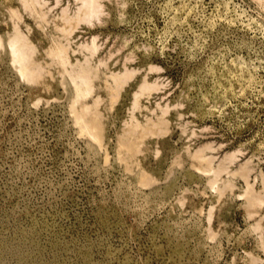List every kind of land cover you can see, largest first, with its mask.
Wrapping results in <instances>:
<instances>
[{
    "label": "rangeland",
    "instance_id": "1",
    "mask_svg": "<svg viewBox=\"0 0 264 264\" xmlns=\"http://www.w3.org/2000/svg\"><path fill=\"white\" fill-rule=\"evenodd\" d=\"M20 1L0 0V264H264V0H98L90 23L84 0Z\"/></svg>",
    "mask_w": 264,
    "mask_h": 264
},
{
    "label": "bare ground",
    "instance_id": "2",
    "mask_svg": "<svg viewBox=\"0 0 264 264\" xmlns=\"http://www.w3.org/2000/svg\"><path fill=\"white\" fill-rule=\"evenodd\" d=\"M38 1V0H37ZM97 1L98 0H84V2H83V6H85V9H87L86 11V14L85 15H83L84 17H87V18H85V20L87 21V19H88V21L86 22V23H90L91 21H90V19H92L93 17H96V19H97V17L99 16L98 14H99V12H100V10L98 9L99 7L97 6ZM20 2H23L24 3V5L25 6H30V4L32 5V4H34V0H31V2H27V1H24V0H22V1H20ZM40 6V5H39ZM32 7V6H31ZM40 9V8H39ZM83 9V8H82ZM65 10V9H64ZM63 10V11H64ZM80 10H81V8H80ZM80 10H78V11H80ZM36 12V11H35ZM43 12V11H42ZM13 13V12H12ZM41 13V12H40ZM39 13V14H40ZM65 13V11L63 12V14ZM38 15V14H37ZM66 15V14H65ZM65 15H63L64 16V19L62 20V22L65 20L66 21V23H69V22H72L73 21V19H72V21H70L71 19H69V18H65ZM79 15V12H78V14H77V16ZM80 15H81V11H80ZM45 16V15H44ZM68 16V15H67ZM76 16V17H77ZM70 17V16H69ZM75 17V16H74ZM63 18V17H62ZM71 18V17H70ZM78 18V17H77ZM77 18H75L76 19V21L78 22V20H79V22H81V20H84V19H82L81 18V20L80 19H77ZM46 22V21H45ZM79 22H78V24H79ZM83 22V21H82ZM74 23V22H73ZM14 25V24H13ZM66 25V24H65ZM68 25H70V24H68ZM72 25V24H71ZM70 25V26H71ZM16 26V25H15ZM14 26V27H15ZM63 26V25H62ZM69 26V27H70ZM76 26V25H75ZM78 26V25H77ZM64 27V26H63ZM66 28V27H65ZM65 28H62L63 29V31H67V34H65L64 33V35H67L68 36V33L71 31H69L68 32V28L67 29H65ZM60 29V27L58 28V30ZM76 29V28H75ZM18 30V28L16 29V32H14L15 33V35L14 36H12L11 37V40H9V42H7V44L9 43V49H10V52H11V55H12V57H13V59H11V60H13L12 62L14 63V66H15V64L17 65V71H19V72H17V73H20L21 75V77L22 78H26L27 79V81L29 82V80H30V82L31 81H33V82H35V78H36V80L37 79H39V77H40V75H42L41 74V72H42V69H41V67H39V66H41V65H38V63H36L35 61H34V48H33V45L31 46V44L28 42V40L19 32V31H17ZM74 30V29H73ZM73 30H72V32H73ZM61 31V30H60ZM63 31H61V33L63 32ZM59 32V31H58ZM13 33V34H14ZM71 33V32H70ZM67 38V37H66ZM63 39H65V38H63ZM95 40V39H94ZM93 40V41H94ZM92 41V42H93ZM93 43H95V42H93ZM57 44V46H56V48L55 49H53V50H50L51 51V53L49 52V54H50V56L52 55L53 57L52 58H55L56 59V61H57V63H59V65H62V67L64 68V67H66V65L67 64H69V56H68V49L66 48V46L64 45V44H61V42H57L56 43ZM0 46L2 47V41H1V39H0ZM92 47V51H91V48H89L88 46H87V48H89V50L91 51V52H95V54H96V51L97 50H95L96 48H95V46L94 45H92L91 46ZM97 47V46H96ZM93 53H91L92 55H93ZM92 55H90V56H92ZM49 56V55H48ZM47 57V56H46ZM86 58V57H85ZM52 60V59H51ZM54 60V59H53ZM53 62V61H52ZM41 64V63H40ZM89 64L88 63H86L84 66H81L80 65V68H79V70L78 71H74V73L73 72H68V74H70V76H71V79H72V84L74 85V89L76 90L75 92H76V95H74L75 97H76V101H75V99L73 98V103L75 104H73V109L71 108V111H74L75 112V109H76V103H78V101H80V99H81V101H82V98H86V97H88L90 94H92L93 92V85H92V81L94 80L93 78L95 77V75H97V72L96 73H94V71L93 70H95V69H92V68H90V66H88ZM66 70V69H65ZM67 71V70H66ZM69 71H71V70H69ZM64 74V73H63ZM112 74V73H111ZM110 74V75H111ZM44 75V74H43ZM126 75H127V73L126 74H112V76H110L109 78H110V80L109 81H111V79H112V81H113V85L111 86V89L113 90L112 91V93L114 92V96H116L119 92H120V90H122V88H123V86H124V84L127 82V78H126ZM38 77V78H37ZM96 78V77H95ZM146 83V82H145ZM143 84L142 85V89H144V88H148V84L146 83V84ZM107 86H109V84L107 83V85H106V87ZM151 86V85H150ZM154 86H156V85H154ZM146 88V89H147ZM74 89H73V92H74ZM108 89V88H107ZM111 89H110V91H111ZM142 89H141V91H142ZM149 89V88H148ZM151 89V88H150ZM147 91V90H146ZM145 91V92H146ZM144 92V91H143ZM116 94V95H115ZM141 94H142V92H141ZM111 95V97H112V95L113 94H110ZM119 95V94H118ZM117 95V96H118ZM135 96H137V94L135 95ZM113 98H115V97H113ZM96 99V98H95ZM97 99H99V98H97ZM135 100V99H134ZM75 101V102H74ZM93 102V101H92ZM99 102V101H98ZM136 102V101H135ZM97 103V102H96ZM94 104V103H92V104H94V105H97V104H99V103H97V104ZM112 103H114V101L112 102ZM37 104V103H36ZM79 104V103H78ZM83 105V104H82ZM92 106V105H91ZM81 107V106H80ZM97 107H98V105H97ZM83 109V112L81 111V113H76L75 115L73 114V112H72V114H73V116H76V117H74L75 119H74V121L78 124V125H76V126H81L80 128L82 129V131H84L83 133H87V135H88V137L89 136H91V137H89V139L90 140H93L94 142H95V140H96V142H97V146L98 145H100V142L102 141V140H100V138L98 137V134L95 132V130L97 129V126H98V123H96V121H97V119H98V116H96V117H91V119H87L86 120V118L89 116L88 115V113H89V111H90V106L89 107H87V106H84L83 105V107H82ZM92 108V107H91ZM94 108H96V107H94ZM81 109V108H80ZM78 111V110H77ZM98 113V112H97ZM96 113V114H97ZM93 114V113H92ZM101 115V114H100ZM85 116H87L86 118H85ZM101 118V117H100ZM99 121V120H98ZM97 124V125H96ZM75 125V124H74ZM138 126V125H137ZM78 127V128H79ZM79 128V129H80ZM82 133V132H81ZM134 133V132H133ZM83 135V134H82ZM85 135V134H84ZM100 136V135H99ZM87 137V136H86ZM100 140V141H99ZM92 141V142H93ZM95 142V143H96ZM98 142H99V144H98ZM102 145V144H101ZM125 145V144H124ZM102 147V146H101ZM101 149V148H100ZM202 156V157H201ZM200 156V158H199V160L202 162V163H204L205 165L207 164V162H209L208 160H207V158L209 159H211L210 160V162L208 163L209 165H211L212 164V158L213 157H209V156H205V157H203V155H201ZM207 157V158H206ZM197 159V158H196ZM200 161H198V162H200ZM200 165H201V163H200ZM208 168H209V166H207ZM244 167V166H243ZM203 168H205V167H203ZM242 168V167H241ZM210 169H211V167H210ZM243 169V168H242ZM212 170V169H211ZM221 170V169H220ZM226 170V169H225ZM206 171V170H205ZM205 171H204V173H205ZM210 171V170H209ZM214 171V170H213ZM218 171V170H217ZM216 171V172H217ZM227 171V170H226ZM208 172V171H207ZM219 172V171H218ZM214 173V172H213ZM217 174V173H216ZM144 175V174H143ZM217 180V179H216ZM211 181V180H210ZM213 182V181H212ZM221 183V182H220ZM226 186V185H225ZM224 191V190H223ZM257 195V194H256ZM252 196V195H251ZM264 196V195H263ZM254 198V197H253ZM263 198V197H262ZM255 199V198H254ZM249 200H251V199H249ZM258 200V199H257ZM253 201V203H255L256 202V200H252ZM260 201V200H259ZM263 202V201H262ZM261 202V203H262ZM252 203V202H251ZM252 203V204H253ZM254 206V205H253Z\"/></svg>",
    "mask_w": 264,
    "mask_h": 264
}]
</instances>
